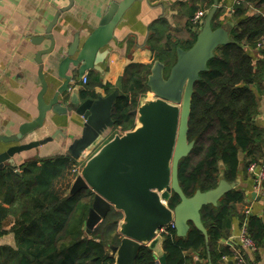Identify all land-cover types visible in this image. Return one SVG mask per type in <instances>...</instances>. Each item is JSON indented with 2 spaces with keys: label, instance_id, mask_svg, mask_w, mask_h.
Masks as SVG:
<instances>
[{
  "label": "trees",
  "instance_id": "obj_1",
  "mask_svg": "<svg viewBox=\"0 0 264 264\" xmlns=\"http://www.w3.org/2000/svg\"><path fill=\"white\" fill-rule=\"evenodd\" d=\"M215 1L222 3V0L180 2L188 8L186 26L191 36L187 40L172 37L165 18L149 24L145 44L154 55L153 61L158 59L169 69L175 61L176 47L188 49L195 41V31L200 27L191 23L195 11L208 12ZM211 25L213 29L226 26L231 41L215 49L207 62L208 69L199 74L194 84L187 139L195 143L178 163V181L186 196L196 189L206 191L215 187L221 176L234 182L240 169L246 171L251 162L264 161V127L256 122L264 80V45L257 48L264 41V0H242L231 14H224L219 5ZM255 52L263 57L256 59ZM152 62L129 64L112 86H103L99 73L90 71L89 85L80 90L83 97H97L99 87L104 88L106 95L118 90L111 110L112 131L133 127L130 111L137 105L135 98L148 91L146 79ZM76 162L69 155H61L27 160L20 165L19 173L0 170V237L12 234L14 240V244L0 245V264L113 263L109 247L119 243L116 230L122 214L111 208L93 231L86 233L85 221L94 192L86 188L67 194L77 175L73 171ZM244 199L243 190L234 188L216 206L207 204L201 208L207 245L191 222L184 237H178L174 227H166L163 232L166 264H192L195 255L207 260V249L211 264H222V256L230 255L231 250L219 242L229 236L235 220L240 224L246 219L250 237L257 247L264 248V218L252 213L245 215L241 210ZM178 202L179 197L172 193L169 207ZM7 217L14 219L9 230L2 228ZM134 264H156V259L150 249L141 246Z\"/></svg>",
  "mask_w": 264,
  "mask_h": 264
},
{
  "label": "water",
  "instance_id": "obj_2",
  "mask_svg": "<svg viewBox=\"0 0 264 264\" xmlns=\"http://www.w3.org/2000/svg\"><path fill=\"white\" fill-rule=\"evenodd\" d=\"M68 1V6L60 8L46 26L43 36L51 41V45L37 53L38 62L43 54L54 51L52 28L60 13L72 5V0ZM137 1L141 0L112 1L97 27L81 45L75 34L68 47L61 44L55 49L61 57L57 76L63 81L46 102L44 96L48 84L39 73L38 115L22 124L14 137L0 140V169L6 163L13 164L16 154L55 137L56 133L21 143L24 135L42 127L48 111L58 115L74 112L84 119L80 136L68 146L74 159H79L99 137L113 129L111 110L118 90L105 96L98 94L95 98H86L73 86L89 70L102 73L99 63L106 56L104 48L125 21L128 9ZM217 8L215 1L201 27L195 31V41L188 49L176 47L175 61L169 69L158 59L152 62L146 79L149 94L136 97L137 105L130 111L134 117L133 127L110 136L84 161L69 187L68 195L86 188L94 192L85 221L88 234L111 208L121 212L116 230L119 243L109 247L112 264H134L141 246L151 250L156 262L166 264L163 232L159 230L171 223L176 235L184 237L191 222L202 233L207 245L208 235L200 210L207 204L216 206L225 193L235 188L234 182H227L221 176L215 187L206 191L196 189L191 196H186L178 181L179 160L192 151L195 143L187 139L194 84L199 74L208 69L207 62L214 56L215 49L231 41L226 26L212 28L211 21ZM172 193L179 197L173 208L168 205ZM195 264L202 263L196 261Z\"/></svg>",
  "mask_w": 264,
  "mask_h": 264
},
{
  "label": "crops",
  "instance_id": "obj_3",
  "mask_svg": "<svg viewBox=\"0 0 264 264\" xmlns=\"http://www.w3.org/2000/svg\"><path fill=\"white\" fill-rule=\"evenodd\" d=\"M112 1L119 0H72L70 8L60 13L52 28L54 51L50 54H43L41 61L38 62L37 53L51 45V41L43 36L47 24L60 8L68 6L69 1L0 0V140L5 137H14L22 124L32 121L38 115L37 95L41 89L39 73H42L48 84V90L44 96L46 102L52 97L55 89L61 85L63 80L57 76L58 61L61 57L55 49L61 44L64 48L68 47L75 34H78L81 45L91 31L97 27L105 8ZM185 1L141 0L128 9L125 21L115 30V37L104 48L107 51L106 56L99 63L102 73H98L103 86L115 85L129 64H145L153 61L154 55L146 46L145 40L148 35V25L157 19L167 20L172 37L182 40L190 38L191 31L186 26L188 8L180 4ZM232 1L222 0L218 6H222L224 12H227ZM249 6L255 9L253 4ZM175 19L179 20L176 25L175 22H171ZM229 21L232 20L229 19ZM163 40L165 41V36ZM261 57L263 55L256 53V59ZM90 71L93 70L84 74L87 76L86 83L78 78L76 85L73 86L77 91L89 85ZM261 91L256 122L264 127V80L261 82ZM96 92L99 95H106L103 87L96 88ZM146 94L149 92L147 91ZM83 121L84 119L74 112L58 115L48 111L42 127L24 135L21 143L43 139L56 133L55 137L51 141L16 154L14 163L4 164L2 169H11L14 173H19L20 165L27 160L61 155L70 156L68 146L80 136ZM118 130H113L111 134L107 132L99 137L92 147H89L91 149L84 151L80 160L84 163L110 136L119 132ZM241 156L245 162L246 157L244 154ZM234 183L235 188L243 190L245 194L241 210L249 208L250 213L264 218V190L256 191L249 174L241 169ZM13 224L14 219L7 217L3 221L2 228L9 230ZM238 230L239 222L235 220L228 237L238 233ZM227 238L219 243L227 246L224 242ZM1 244H14L13 235L7 234L0 237ZM247 260L253 261V264H264V248L257 247L256 251L248 253ZM196 261L211 264L209 250L207 249V260L198 259L195 255L192 264ZM222 261V264H232L228 255H226V260L222 259Z\"/></svg>",
  "mask_w": 264,
  "mask_h": 264
},
{
  "label": "built area",
  "instance_id": "obj_4",
  "mask_svg": "<svg viewBox=\"0 0 264 264\" xmlns=\"http://www.w3.org/2000/svg\"><path fill=\"white\" fill-rule=\"evenodd\" d=\"M241 1L242 0H233L232 5L229 7L227 12H229L230 14L233 13L235 5L239 4ZM206 14L207 11L205 9L196 10L191 18V23L193 25H197L201 27ZM263 45H264V41H261L257 44V48H261ZM81 79L83 83L87 82L86 75H83ZM118 131L119 133H121L120 129ZM80 161H81L80 158L77 159V163L74 166V170H73L77 174L80 172L81 166L83 164ZM246 172L251 177L255 190L256 191L264 190V161L251 162L247 166ZM242 211L245 215L250 213L249 208H244ZM169 226L173 227V224L171 223ZM165 228H161L159 231L164 232ZM224 242L231 250V254L228 256L232 264H248L247 254L257 250L256 243L253 241V239L250 237L248 233L246 219H243L242 222L239 224L238 233L228 237L227 239H225ZM222 259L226 260V255H223ZM156 264H161V263L156 262Z\"/></svg>",
  "mask_w": 264,
  "mask_h": 264
},
{
  "label": "rangeland",
  "instance_id": "obj_5",
  "mask_svg": "<svg viewBox=\"0 0 264 264\" xmlns=\"http://www.w3.org/2000/svg\"><path fill=\"white\" fill-rule=\"evenodd\" d=\"M226 12H224V14H225ZM177 21H179L178 19H175V20H172L171 22H175L174 24L176 25V23H177ZM180 25H178V27H179ZM179 29H181V27H179ZM170 32V31H169ZM133 64V63H132ZM111 132H112V129L111 130H109L108 131V134H111ZM110 138V137H109ZM108 138V139H109ZM107 141V140H106ZM92 147V146H91ZM97 147V146H96ZM96 147L94 148V149H96ZM89 149H91V148H89ZM94 149H93V151H94ZM90 151V150H89ZM80 162H82L83 163V160H81ZM77 163V162H76ZM59 187H60V185H59ZM62 187H63V185H62Z\"/></svg>",
  "mask_w": 264,
  "mask_h": 264
}]
</instances>
